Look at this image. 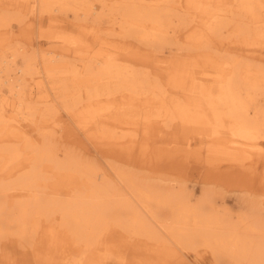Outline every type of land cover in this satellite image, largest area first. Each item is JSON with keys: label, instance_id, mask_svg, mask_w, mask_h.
<instances>
[{"label": "bare ground", "instance_id": "bare-ground-1", "mask_svg": "<svg viewBox=\"0 0 264 264\" xmlns=\"http://www.w3.org/2000/svg\"><path fill=\"white\" fill-rule=\"evenodd\" d=\"M9 1L21 6L23 16H37L38 25L44 19L54 24L61 15L70 13L73 19L84 22L79 27L91 33L99 47L86 58L80 55L83 46L61 37L53 47L33 52L3 43L0 142L14 146L0 148V264H7L8 254L17 256V249L26 251L43 227L42 233L52 245L63 240L70 246H65L67 252L79 253L78 257L67 253L61 257V264H113L105 242L114 234L113 227L124 231L133 242L151 245L156 259H178L181 248L200 249L197 254L207 249L218 264H264V209L251 207L233 220L208 193L193 200L182 183L178 187L150 184L119 168L112 169L113 181L102 169L83 163L77 156L65 153L59 159L55 147L40 140L46 134L42 132L32 142L29 139L40 130L39 125L48 129L58 123L53 115L46 117L23 100L28 81L37 93L49 90L47 100L62 104L65 112L75 116L78 129H91L106 147H132L136 133L129 132V126L137 125L142 141L151 133L160 143L173 140L174 146L163 150L175 159H200L202 147L207 162L258 159L264 153V69L241 66L236 57L187 54L191 68L186 67L177 79L165 77L172 84L184 81L191 104L170 107L161 85L151 79L156 73L121 64L119 54L126 48L103 40V31L97 26L104 16L117 37L161 45L175 37L173 19L177 23L188 19L190 33L210 41L212 36L221 37L229 23L230 31L247 33L243 19L229 6L236 4L239 13L256 24L252 44L264 46V0H214L220 3L217 8L208 4L211 0H188L190 7L179 6L181 16L173 13L166 0H112L98 5L87 0ZM9 27L6 16L0 14V28ZM68 57H79L81 62H66ZM156 64L164 67L168 61L158 58ZM129 101H140L143 113L134 115V105ZM155 101L163 111H146ZM49 130L53 135L51 127ZM215 155H219L216 161ZM50 178H54L51 184ZM249 233L255 236L251 238ZM139 237L159 241L160 245L141 242ZM8 246L11 253L6 251ZM140 260V264H150Z\"/></svg>", "mask_w": 264, "mask_h": 264}, {"label": "rangeland", "instance_id": "rangeland-1", "mask_svg": "<svg viewBox=\"0 0 264 264\" xmlns=\"http://www.w3.org/2000/svg\"><path fill=\"white\" fill-rule=\"evenodd\" d=\"M87 1L95 5L103 2L107 4L112 2V0ZM144 1L154 2L155 0ZM226 3L228 4V2ZM166 4L173 8V13L178 15L182 14V9L190 7L188 0H166ZM208 4L212 8L220 7V3L214 0L208 1ZM180 5L183 7L182 9L179 7ZM229 6L232 7L238 18L243 19V26L248 28L246 34H238L234 30L230 31L232 23H229L221 37L212 36L210 41H206L198 38L197 34L190 33L191 25H187L188 19L183 23H177V20L173 19L172 26H174L175 37L161 45H150L129 37H117L116 32H112V27L108 26L111 23L105 21L104 16H102L97 27L103 31L100 35L102 38L105 37L103 40L126 48L119 54L121 64L130 65L131 68L139 72L146 73L149 71L156 73L154 78L151 79L161 85L166 104L170 107H176L177 103L182 105L191 104L190 99L192 97H189L190 92L186 89L184 81L174 83L172 80V84L166 80L165 75H170L173 77L172 79H177L183 74L182 71L186 70V67L191 68L187 62V54L205 52L215 57H236L235 61L241 66L244 65L251 69H264V46L252 44L251 42L254 39L253 33L256 24L249 22L250 18L245 16V13H239V7L236 4H230ZM0 14L6 16L10 26L8 29L0 28V53L4 48L3 43L10 42L11 45H20L25 50L33 52L37 48L46 49L53 47L54 42L58 41L57 39H60V37L65 38L69 43L83 46L80 55H84L86 58H89L93 48L96 50L99 47L98 42L94 41V36L79 27L80 24L84 25V22L73 19L74 17L70 13L61 15V19L54 22V24L44 19L38 25L37 16L36 18L31 15L25 17L22 15L20 5H14L9 0H0ZM88 23L91 24L90 20ZM113 27L116 26L113 25ZM88 46H91L89 50ZM158 58H165L168 64L164 67L157 66L156 59ZM66 62L74 64L81 61L79 57H68ZM209 83L211 84L212 82ZM47 97H51L49 90L37 93L35 85L31 81L27 82L24 88V102L29 103L41 113H45L46 117L53 115V120L58 123L57 125H49L48 129L41 128L39 125L38 128L40 130L34 131L29 139L31 142L34 139L37 140L43 132V136L45 134L46 136L41 137L40 140L50 146H54L59 159H62L65 153H69L74 157L77 156L81 158L83 163L89 162L102 169L109 179L113 181L115 179H113L114 173L112 169L119 168L128 172L129 176L135 180L150 184L160 183L161 185L165 183L167 185L169 183L171 185H168L171 187H178L180 185L178 183H182L181 185L192 193L193 200L198 199L201 193L206 192L218 204L219 208H222L221 211H224L222 213L228 214L227 216L233 220L251 207H255L258 210L264 209V153L260 158L257 159L255 157L254 160L244 163H236V161H228L227 163V161L220 160L218 162H207L203 157L206 154L204 153L205 148L202 147L199 149L201 152L200 159L196 158V156H180L175 159L163 150V148L173 147V140L168 139L165 143H160L151 133L149 139L142 141L140 128L137 125L129 126V132L136 133L135 138H133L135 139V144L132 147H106L99 139L95 138L91 129L87 131L78 129L75 124V116L70 112H65L61 107L62 104L60 105L58 101L47 100ZM139 103L141 102L129 101V105H134L132 110L134 109L133 114L137 115V117L144 110L139 106ZM146 108L145 110L150 112L156 109L163 111V106L160 107L159 101H155ZM52 126L54 127L52 128ZM50 127L51 132L54 133L53 135L49 132ZM193 136L195 135L191 137ZM258 143L262 144L263 140H259ZM13 146L14 144L9 142H0V148ZM215 157L218 158L219 155L213 156L214 160ZM52 172V170L51 172L49 171V175ZM54 178H50L48 183L51 184ZM168 180H173L175 183L167 182ZM164 213L163 211L162 214H159L162 216ZM44 229L45 227H43ZM111 229L114 234L106 239L105 242L109 244L110 248L106 251L114 259L112 261L113 264H140L141 258L147 260L150 264L159 262V264H218L211 258L210 251L207 249L201 250V253L197 254L196 252L200 249L187 250L181 248L178 251L180 258L161 256L159 260L154 257L153 252L155 250L152 247L150 249L151 245L133 242L119 228L114 229L113 227ZM43 230H39V233L35 235V241L26 251L21 250L24 254L21 255V252L18 251L20 249H15L16 252L14 254H17V256L11 257L12 254H8V256L5 254L8 260L11 259L10 261L7 260V264H61V257L69 252H73L72 256L74 257L79 256L77 251L69 250L67 252L66 248H70V246L66 242L64 243L63 240L58 239V243L54 242L52 245L51 241L42 233ZM248 235L251 238L255 236L254 233H249ZM138 239L141 242L143 240L151 243L159 242L146 240L142 237ZM158 245L160 244L158 243ZM9 250L8 246L6 251L8 252ZM1 254L0 257H2ZM37 258L39 259L38 261Z\"/></svg>", "mask_w": 264, "mask_h": 264}]
</instances>
